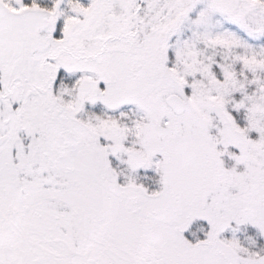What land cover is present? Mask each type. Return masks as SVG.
I'll list each match as a JSON object with an SVG mask.
<instances>
[{"label":"snow or ice","instance_id":"obj_1","mask_svg":"<svg viewBox=\"0 0 264 264\" xmlns=\"http://www.w3.org/2000/svg\"><path fill=\"white\" fill-rule=\"evenodd\" d=\"M0 264H264V0H0Z\"/></svg>","mask_w":264,"mask_h":264}]
</instances>
